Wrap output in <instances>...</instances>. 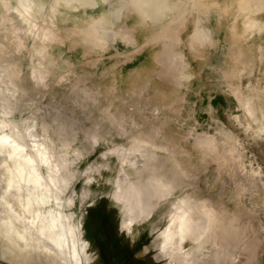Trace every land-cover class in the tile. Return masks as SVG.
<instances>
[{
	"label": "rangeland",
	"instance_id": "1",
	"mask_svg": "<svg viewBox=\"0 0 264 264\" xmlns=\"http://www.w3.org/2000/svg\"><path fill=\"white\" fill-rule=\"evenodd\" d=\"M181 2L199 11L137 25V36L124 24L117 35L85 18L39 20L41 5L0 6V65L15 87L0 113L4 133L24 145L20 155L32 157L35 140L62 162L55 186L37 165L43 203L22 187L0 197V264H69L67 249L57 255L41 233L52 217L54 236L76 226L82 242L92 240L87 264L117 255L118 264H146L151 241L166 238L180 240L191 264H217L220 240L235 245L231 264H264V0L246 11L242 0ZM101 33L110 37L95 39ZM122 181L131 197L151 191L147 181L163 196L119 231ZM5 184L0 177V191ZM182 210L195 224L181 231L172 220Z\"/></svg>",
	"mask_w": 264,
	"mask_h": 264
},
{
	"label": "bare ground",
	"instance_id": "2",
	"mask_svg": "<svg viewBox=\"0 0 264 264\" xmlns=\"http://www.w3.org/2000/svg\"><path fill=\"white\" fill-rule=\"evenodd\" d=\"M139 8H141L142 13L153 14L152 8L156 4L157 8H166V6H171L172 4H179L181 0H135ZM258 4V5H257ZM261 0H242L241 9L255 10L256 5L259 6ZM155 5V6H156ZM30 4H24L23 10L28 11ZM1 20H6L1 18ZM198 37H205L206 33L202 30L200 26L197 27V32L195 33ZM110 37L109 34L101 33L95 39H101L102 41L107 40ZM9 67L8 65H0V113L7 115V105L13 99L14 92V82L10 79L9 73L6 72ZM7 73V74H6ZM3 74H6V76ZM18 76V75H16ZM27 136L33 138V133L30 131L31 127L29 125H24ZM5 124L0 122V177H3L6 184L0 191V197L5 199V197L14 189L19 190V188H27V196H36L34 199L35 204L43 203L47 198L45 193H42V182L41 177L37 173V165L44 166L47 170V176L49 181L55 186L58 178L57 175L60 173L58 166L62 164L60 161H52L50 157V152L40 149L43 147L42 143H37L35 140H30L32 148L34 149V155L32 157L20 155V151L24 148V145L20 142L18 138L13 135L4 133ZM89 136V137H88ZM86 136L85 142L88 145H96L97 138L93 135ZM136 151V149L134 150ZM22 153V152H21ZM18 158V159H17ZM55 158V157H53ZM130 162L135 166L137 163L136 158H128ZM58 160V159H56ZM8 166L7 170H4V166ZM60 168V167H59ZM3 169V170H2ZM125 179V178H124ZM148 182V189L151 191L134 193V197H131V190L127 186L125 181H122L119 186L120 196L118 199L122 200L123 205V220L120 223L119 231L127 228L131 229V224L136 222L139 217L145 218L147 215L153 211L154 204L157 198L163 196L162 191L154 189V182ZM143 184V183H141ZM154 189V190H153ZM139 190V189H138ZM30 207L29 203H26V208ZM62 219V217L60 216ZM64 218V217H63ZM60 220V219H59ZM195 220H192L190 215L182 210V213L176 218H173L172 222L177 230H186L187 227H191L195 224ZM199 221V220H198ZM48 229L41 231L42 234L47 233V238L54 245L56 254H63V246L69 252L71 256L70 260L66 259V253L63 255L62 260L68 261L69 264H87V260L90 259V255L86 253V247L89 245L91 240L82 242L79 236L76 234V226L67 227V233L53 235L55 228L59 226L58 219L52 217L49 221ZM4 228L11 229V226L4 224ZM44 232V233H43ZM52 234V236H51ZM222 243V250H218L215 256L211 259V263L216 262L217 264H231V258L234 256V243L232 240H220ZM114 240L110 243V248L112 252H116L119 249V244H114ZM64 244V245H63ZM152 248L145 249L146 253L144 259L146 264H191L187 259L181 258L179 251H182L183 247L180 244V240L174 241L170 238L162 240L159 245H155V240L151 241ZM154 248V249H153ZM67 254V255H68ZM185 255V254H184ZM67 260V261H66ZM137 260V258H136ZM121 262V258H118V262ZM9 264H22L23 261L16 257L12 261H8ZM7 264V263H6ZM141 264V262H140Z\"/></svg>",
	"mask_w": 264,
	"mask_h": 264
},
{
	"label": "crops",
	"instance_id": "3",
	"mask_svg": "<svg viewBox=\"0 0 264 264\" xmlns=\"http://www.w3.org/2000/svg\"><path fill=\"white\" fill-rule=\"evenodd\" d=\"M3 4L13 9L14 6L18 5H22L23 8L24 4L41 5L45 11L39 13L42 15L39 20L78 21L85 18L89 21H100L101 25L104 26L102 28L104 31H117L121 29L120 25L124 24L130 35L134 36L139 35L135 30L137 25L144 24L148 26V24H151L155 26L164 19L173 18V15L180 12L181 8L184 12L189 11L193 14L199 11L198 4L192 2L187 5L179 2V4H172L170 7L166 6L164 9L157 8L158 6L155 4L156 6L154 5V8H152L153 14L142 13L135 0H0V6ZM61 9L64 10L65 15H62ZM95 14H97L96 17ZM1 18L7 19L6 17ZM131 21H135L137 24L132 25ZM117 32H119V34L116 33L117 35H123L120 30ZM93 35L94 33H90L89 29L86 31L87 37Z\"/></svg>",
	"mask_w": 264,
	"mask_h": 264
},
{
	"label": "flooded vegetation",
	"instance_id": "4",
	"mask_svg": "<svg viewBox=\"0 0 264 264\" xmlns=\"http://www.w3.org/2000/svg\"><path fill=\"white\" fill-rule=\"evenodd\" d=\"M91 241H92V240H91ZM91 241H90V242H91ZM111 241H112V240H111ZM111 241H110V242H111ZM90 242H89V244H90ZM99 242H101V241H99ZM102 249L104 250L103 247H102ZM111 250H112V248H111ZM119 257H120V255H119V256H118V255L115 256V261L117 262V263H115V264H118V263L120 262V261L118 262V258H119ZM120 258H121V261H122V257H120ZM132 264H135V263H132Z\"/></svg>",
	"mask_w": 264,
	"mask_h": 264
}]
</instances>
